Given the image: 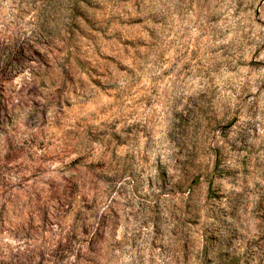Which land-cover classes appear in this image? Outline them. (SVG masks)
Masks as SVG:
<instances>
[{
    "label": "rangeland",
    "instance_id": "1",
    "mask_svg": "<svg viewBox=\"0 0 264 264\" xmlns=\"http://www.w3.org/2000/svg\"><path fill=\"white\" fill-rule=\"evenodd\" d=\"M0 264H264V0H0Z\"/></svg>",
    "mask_w": 264,
    "mask_h": 264
}]
</instances>
